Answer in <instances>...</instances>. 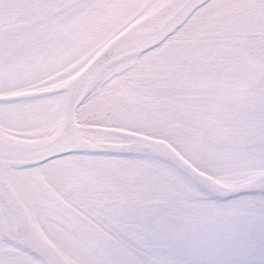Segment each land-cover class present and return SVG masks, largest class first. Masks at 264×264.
<instances>
[{"label":"snow or ice","instance_id":"snow-or-ice-1","mask_svg":"<svg viewBox=\"0 0 264 264\" xmlns=\"http://www.w3.org/2000/svg\"><path fill=\"white\" fill-rule=\"evenodd\" d=\"M0 264H264V0H0Z\"/></svg>","mask_w":264,"mask_h":264}]
</instances>
